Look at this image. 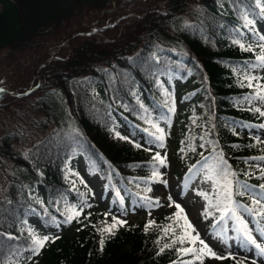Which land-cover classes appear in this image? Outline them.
<instances>
[{"label": "trees", "instance_id": "16d2710c", "mask_svg": "<svg viewBox=\"0 0 264 264\" xmlns=\"http://www.w3.org/2000/svg\"><path fill=\"white\" fill-rule=\"evenodd\" d=\"M260 2L0 0V264H201L178 253L179 243L164 248L173 238L165 228L181 233L176 208L158 219L126 221L112 235L102 231L113 216L124 219L95 207L92 190L70 164L82 156L106 180L121 214L144 201L153 166L161 167L153 157L166 153L172 137L190 168L222 154L236 179L259 191L264 165L255 158L264 157V143L244 128L264 125L254 110L259 106L245 99L264 84L263 74L251 73L264 44ZM246 75L258 77L255 88L248 87ZM176 81L201 88L200 109L192 117L205 138L183 128L173 136L174 118L187 113L177 108ZM116 113L155 149L116 144ZM157 127L163 129V147L155 140ZM202 192L211 195L212 186ZM198 196L204 211L206 201ZM235 199L258 210L251 194ZM73 210L82 214L64 223ZM35 215L63 229L48 236L38 254L33 240L44 236L29 220ZM218 215L203 218L220 237V226L213 227ZM255 219L262 229L264 215ZM230 237L252 246L234 230L223 232L222 240ZM253 251L252 259L230 255L225 264H262L264 255Z\"/></svg>", "mask_w": 264, "mask_h": 264}, {"label": "rangeland", "instance_id": "374dc122", "mask_svg": "<svg viewBox=\"0 0 264 264\" xmlns=\"http://www.w3.org/2000/svg\"><path fill=\"white\" fill-rule=\"evenodd\" d=\"M259 29L264 35L263 23L259 25ZM251 73L264 75V68H251ZM176 85L179 88L177 93V108L179 111L187 110V113L182 120L174 118L171 124L173 136H176L178 128H183L187 133H194L198 137L205 138L207 134L206 130L202 125L195 126L192 117V110L200 109L198 102L203 98L201 88L199 86H193V81L186 83L176 81ZM251 104L257 105L264 110V100H253ZM116 115L119 120V125L116 134L112 136L116 144L122 145L133 141L139 150L155 149L153 145L143 141L142 135L136 127L132 129L126 117L118 113ZM244 132L256 133L264 143L263 127L248 125L244 128ZM177 152L178 146L176 140L172 137L168 150L165 154L161 155L162 157H166V166H161L158 169L163 174L162 179L167 181V187L162 182H154L152 177L149 179V189L151 191L147 190L144 197L159 200V204L153 203L149 206V202L143 199L144 201H140L132 210H125L123 214L120 213L118 206L112 200V191L108 187L106 180L102 179L98 172L89 170L87 162L82 156L72 159L70 167L83 179V183L92 190V199L95 207L106 211L109 215H119L128 222H146L158 219L169 210L175 208V205L171 204L168 199L171 196L173 201L180 203L184 208L188 220L196 228L200 239L204 240L217 255L228 257L231 254L232 256L252 259L254 256L253 246H250L248 249L242 245L239 239L235 240L234 237H230V239L224 241L212 233L208 222L203 218L202 212L204 204L198 196V190L210 188L212 186L211 182H204L202 175L193 176L192 179L185 180V177L189 175L190 166L184 160L179 159ZM256 160L264 165V160ZM139 180L142 181L141 178ZM242 214L248 227L252 229L253 237L259 242V232L255 226V216H250L247 213ZM29 220L33 223V228L39 236H54L63 233L61 227L46 224L41 220L39 215L32 216ZM234 227L235 225L232 222H228L227 233H231ZM262 229H264V226H262ZM196 246L201 247L198 242ZM225 261L226 258L214 259L208 256L207 264H225ZM28 264H39V262L32 260ZM262 264H264V258L262 259Z\"/></svg>", "mask_w": 264, "mask_h": 264}, {"label": "snow or ice", "instance_id": "6c2138e0", "mask_svg": "<svg viewBox=\"0 0 264 264\" xmlns=\"http://www.w3.org/2000/svg\"><path fill=\"white\" fill-rule=\"evenodd\" d=\"M239 3H243V0H238ZM257 7L260 9L261 13H264V0H261L260 3L257 4ZM248 13L244 14V18L247 25H250L252 21L247 19ZM261 41H264V36L260 37ZM241 48H246L244 44L239 45ZM260 52L257 55V64L251 65L252 68L262 67L264 68V44L259 45ZM246 50H251V46H247ZM245 79L248 81V87L255 88L256 85L253 84V81L257 80L258 77L254 75H246ZM261 91L256 92L252 96L245 97L249 102L253 100H264V84L260 85ZM4 89L0 88V92H3ZM256 112L260 113L261 116H264V111H262L259 107L254 109ZM260 127H264V125H260ZM156 131L159 135L155 136V140L160 142V146L163 147V138L164 133L163 129H159L157 127ZM203 147V145H201ZM154 161L158 162L160 166H166V157H161L159 153H157L153 157ZM255 159H262L264 157H259ZM262 174H264V170H262ZM202 175L204 182H211L212 185V194L208 193H198L202 195L206 201L205 209L202 213L205 217L209 215H213V212H218L219 215L215 216V223L213 225L214 228L217 225L220 226V232L216 233V235L220 236L223 239V232L227 230L228 222H232L235 227L233 230L238 233L240 238L243 240L244 244L252 245L258 250V254L264 255V229H257L259 232V242L252 235V229L248 227L247 222L243 219L242 213H247L250 216L255 215H264V184H260L258 186L259 191L256 190L257 186H252L247 183L241 182L236 179L237 173L231 169V166L227 164V161L224 160L223 155L219 154L215 158L205 157L203 161L200 162V167H195L189 169V175L185 177V180L192 179L193 176ZM163 174L153 166L152 178L154 182H162L165 187H167V181L162 179ZM151 191V189H148ZM245 194H251L253 199V204L258 206L257 208L247 207L241 205L235 197ZM142 199L149 202V206L151 204H159V200H152L149 197H142ZM171 204L175 205L177 209L175 213V218L182 219L183 224L179 225L181 228V233L177 234L174 229L169 226L165 228L164 231L167 233L169 230L172 231L173 238L171 240V244H165L164 248H169L172 245L179 243L181 247L177 248L176 251L178 253H183L184 255H193L195 260H200L202 264V257L209 256L214 259H225L228 257L219 256L215 253L204 240L200 239L199 233L196 228L192 225V223L188 220L187 214L184 208L180 203H177L172 200V197H168ZM170 204V206H171ZM213 210V211H209ZM242 210V211H241ZM82 214V210H73L71 213L65 215L64 223H71L75 216H79ZM126 221L119 220L115 216L112 217V223L106 229H102V231H107L109 235L114 234V229L118 226H124ZM59 226V225H57ZM58 237H53L54 239ZM48 236H44L40 239H34V252L39 253L40 248L49 240ZM197 242L201 245V247L196 248L195 245ZM101 245H103L104 240L101 239ZM188 243L190 246L185 248L183 245ZM164 248H161L160 251L163 252ZM102 250V249H101ZM231 254H229L230 256ZM184 264H192L191 261H186Z\"/></svg>", "mask_w": 264, "mask_h": 264}]
</instances>
